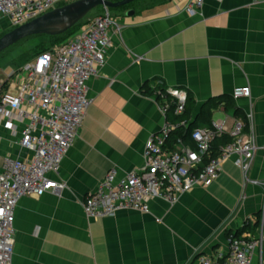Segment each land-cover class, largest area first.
Masks as SVG:
<instances>
[{
  "label": "crops",
  "instance_id": "1",
  "mask_svg": "<svg viewBox=\"0 0 264 264\" xmlns=\"http://www.w3.org/2000/svg\"><path fill=\"white\" fill-rule=\"evenodd\" d=\"M189 1L145 4L134 15L116 17L121 31L111 33L106 62L88 81L92 103L62 162L58 178L67 188L29 194L17 204L14 264H187L195 251L228 253V231L247 220L254 223L260 215L261 225L264 0H205L194 14L186 11ZM153 78L189 92L195 102L191 120L211 98L231 97L234 105H220L212 122L228 129L243 124L257 145L251 165L245 173L242 158L233 155L211 185L193 188L175 204L155 198L149 213L125 209L89 218L85 197L112 167L119 176L141 168L147 140L165 124L160 104L141 92ZM247 85L250 97L233 96L236 87ZM215 113L222 116L215 119ZM17 140L0 125V169L7 156H31ZM251 264H260L258 257Z\"/></svg>",
  "mask_w": 264,
  "mask_h": 264
},
{
  "label": "built area",
  "instance_id": "2",
  "mask_svg": "<svg viewBox=\"0 0 264 264\" xmlns=\"http://www.w3.org/2000/svg\"><path fill=\"white\" fill-rule=\"evenodd\" d=\"M67 1L0 0V20L6 19L14 28ZM204 2L190 0L186 11L199 12ZM121 28V22L110 13L95 15L4 81L0 125L17 136L18 145L31 156H7L0 169V264H14L15 210L19 200L29 194L61 193L67 188L66 181L58 177L92 103L88 81L106 62L111 33L120 32ZM170 92L176 99L174 113L183 114L186 91L175 87ZM233 96L250 97V86L236 87ZM170 107V103L160 105L166 121L147 140L143 166L122 176L116 166L112 167L82 201L89 218L114 216L125 209L149 213L150 201L155 198L175 204L193 188L211 185L219 177L223 162L233 155L242 158L240 164L247 173L257 145L252 136H245L241 122L230 129L221 121H213L210 127L193 128L187 141L183 136L175 137L174 132L187 129L191 120H169ZM225 134L232 140L214 146V140ZM228 244L226 254L207 256L195 251L187 264H251L255 257L264 264V206L259 236L231 235Z\"/></svg>",
  "mask_w": 264,
  "mask_h": 264
},
{
  "label": "trees",
  "instance_id": "3",
  "mask_svg": "<svg viewBox=\"0 0 264 264\" xmlns=\"http://www.w3.org/2000/svg\"><path fill=\"white\" fill-rule=\"evenodd\" d=\"M168 0H155L153 3L149 4V6H154V4L157 3H161V2H165ZM134 2H137L134 1ZM133 2V3H134ZM66 4V3H62L61 5ZM130 4H126L124 6H128ZM123 7V6H121ZM100 8H104V7H99ZM112 9V8H109ZM131 9V8H130ZM135 10H137L136 8H134ZM97 10V9H96ZM129 10V9H128ZM87 20L86 17L80 21L78 24H76L74 27H72L70 30H68L66 33L61 34V35H55V36H51L50 37L53 38L54 41L45 43L42 42V47H44L41 51L35 53V56L38 55L39 53L46 51L48 49H50L53 45H55L56 43H59L65 39H67L70 35H72L75 30L78 29V27L85 21ZM5 32L4 31L2 33H0V36H2ZM34 36H38V35H34ZM31 36V37H34ZM25 38L21 41H19L18 43L14 44L13 46L9 47L8 49L4 50L2 53H0V58H2V56L4 54H6L7 52H9L10 50H12L13 48H15L16 46H18L19 44H21L22 42L26 41L27 39L31 38ZM33 58H29V55H23V57L21 58L22 63L21 65L16 69V71L20 70L21 66L24 65L26 62L32 60ZM6 88V82L2 83L0 86V93ZM171 88H175V87H169L162 79L160 78H153L150 79L148 81H146L141 88V92L144 95L150 96L155 98V100L160 104H164V103H170V109L168 111V119L173 121V122H177L180 121L182 119H186V120H191L192 119V113L195 107V102L192 99V96L189 94V92L186 91L187 93V100H186V104H185V111L183 114L181 115H176L174 113L175 110V102L176 99L175 97L172 96L170 89ZM224 104L225 107H229V106H233L234 105V101L231 97H213L211 98L209 101H207L206 103L203 104L202 108L200 109V111L198 112V114L196 115L194 120H191L189 123V126L187 127V129L185 128H180L177 131V134H175L174 136H183L187 141L189 140V136H190V132L192 131L193 128L196 127H204V126H211L212 125V113L215 109H217L220 105ZM232 140V137L228 136L227 134L216 138L214 140V146H218V145H222L225 144L229 141ZM259 226H260V215L258 217V220H256L254 223H251L250 220H247L244 224V226L242 228H239L238 230H236L235 232L232 230L228 231V236L234 235V236H242L245 232H249L250 234H253L255 236H257L258 232H259Z\"/></svg>",
  "mask_w": 264,
  "mask_h": 264
},
{
  "label": "water",
  "instance_id": "4",
  "mask_svg": "<svg viewBox=\"0 0 264 264\" xmlns=\"http://www.w3.org/2000/svg\"><path fill=\"white\" fill-rule=\"evenodd\" d=\"M134 1L136 0H74L57 6L0 36V53L34 35L64 34L99 7L119 8ZM134 14V9L127 11L129 16Z\"/></svg>",
  "mask_w": 264,
  "mask_h": 264
},
{
  "label": "rangeland",
  "instance_id": "5",
  "mask_svg": "<svg viewBox=\"0 0 264 264\" xmlns=\"http://www.w3.org/2000/svg\"><path fill=\"white\" fill-rule=\"evenodd\" d=\"M71 1H74V0H69L67 2H71ZM152 1H155V0H143V1L134 2V3L131 2L129 3L130 5L119 7V8H112V9L100 8V9L94 10L91 13H89L86 19L92 18L95 15H99V14L106 13V12L110 13L114 17H118L119 14H124L125 11H128V9L130 8L140 9L145 4H150ZM10 29L12 28L10 27L9 22L6 19L0 20V33L4 31H8ZM54 40L49 35H45V34L34 36V37L27 39L26 41L22 42L21 44H19L18 46H16L15 48L10 50L6 54H4L2 58H0V86L5 80L9 78L12 72L14 71L16 72V69L22 63L21 58L23 57V55L28 54L29 58L30 57L34 58L35 53L41 51L44 48L42 47V42L48 43ZM11 76H14V74H12ZM13 79H16V75ZM221 116H222V113H215L214 115L215 119H218Z\"/></svg>",
  "mask_w": 264,
  "mask_h": 264
}]
</instances>
